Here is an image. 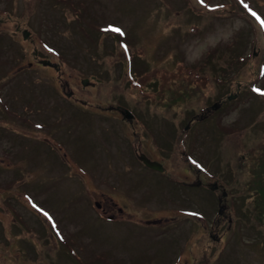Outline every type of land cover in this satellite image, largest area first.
<instances>
[{"label": "rangeland", "instance_id": "1", "mask_svg": "<svg viewBox=\"0 0 264 264\" xmlns=\"http://www.w3.org/2000/svg\"><path fill=\"white\" fill-rule=\"evenodd\" d=\"M262 22L264 0H0V264H264ZM227 93L188 150L175 129Z\"/></svg>", "mask_w": 264, "mask_h": 264}, {"label": "trees", "instance_id": "2", "mask_svg": "<svg viewBox=\"0 0 264 264\" xmlns=\"http://www.w3.org/2000/svg\"><path fill=\"white\" fill-rule=\"evenodd\" d=\"M231 45H233V42L229 44V47ZM183 75H184V72L180 75V77L183 76ZM172 82L174 83V88L175 89L173 91H171V94H176L178 92H182V94H191L193 96L192 97L193 98V101L195 102V104L197 103L196 100L198 99L199 95H198V93H197V91H196L195 88L196 87H200V86H196V85L191 86L184 79H178L176 81L173 80ZM133 83H135V82H133ZM196 94L198 95V97H196ZM144 99L146 101L147 100V97H144ZM150 104L152 105V104H155V103L154 102H151ZM116 105H118V104H116ZM111 106L115 108L114 104H112ZM197 107H199V106L197 105ZM252 151L257 153L256 150H252ZM263 151L260 152V156H259V159H258V161H260L261 164H262V167L263 168L261 167V170H262L263 174L262 175H259L258 177L260 179H262V181L264 182V156H263L264 153H263ZM254 195H256V194H254ZM259 201H260V203L263 202L264 201V196L263 197H259ZM262 216H264L263 213H262Z\"/></svg>", "mask_w": 264, "mask_h": 264}, {"label": "water", "instance_id": "3", "mask_svg": "<svg viewBox=\"0 0 264 264\" xmlns=\"http://www.w3.org/2000/svg\"><path fill=\"white\" fill-rule=\"evenodd\" d=\"M81 83L82 85H84V80H81ZM126 116V115H125ZM144 163H146L148 166H151V167H155L157 169H161V166H160V163L158 162H153V161H149L147 160L144 156H140L139 157Z\"/></svg>", "mask_w": 264, "mask_h": 264}, {"label": "bare ground", "instance_id": "4", "mask_svg": "<svg viewBox=\"0 0 264 264\" xmlns=\"http://www.w3.org/2000/svg\"><path fill=\"white\" fill-rule=\"evenodd\" d=\"M69 95L70 94L68 93L67 96H69ZM186 162L187 163L188 162H194V165H195L194 169L201 173V171H200L201 169H200L199 163L197 161H193V160H191V159H189V158L186 157Z\"/></svg>", "mask_w": 264, "mask_h": 264}, {"label": "snow or ice", "instance_id": "5", "mask_svg": "<svg viewBox=\"0 0 264 264\" xmlns=\"http://www.w3.org/2000/svg\"><path fill=\"white\" fill-rule=\"evenodd\" d=\"M201 2H203V0H201ZM245 7H247V5H245ZM252 15L253 16H256V13L253 12ZM257 19H259V17H257ZM262 26H264V22H262ZM113 31L119 32L120 29L116 28V29H113ZM261 94H264V93H261ZM45 215L47 216V213H45Z\"/></svg>", "mask_w": 264, "mask_h": 264}, {"label": "flooded vegetation", "instance_id": "6", "mask_svg": "<svg viewBox=\"0 0 264 264\" xmlns=\"http://www.w3.org/2000/svg\"><path fill=\"white\" fill-rule=\"evenodd\" d=\"M195 184L199 185L200 183L198 181H196Z\"/></svg>", "mask_w": 264, "mask_h": 264}]
</instances>
